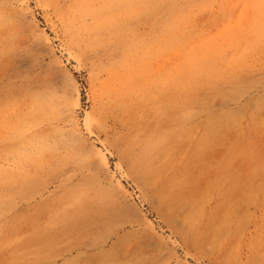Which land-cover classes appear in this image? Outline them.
I'll use <instances>...</instances> for the list:
<instances>
[{"label": "rangeland", "instance_id": "1", "mask_svg": "<svg viewBox=\"0 0 264 264\" xmlns=\"http://www.w3.org/2000/svg\"><path fill=\"white\" fill-rule=\"evenodd\" d=\"M93 256L264 264V0H0V264Z\"/></svg>", "mask_w": 264, "mask_h": 264}, {"label": "crops", "instance_id": "2", "mask_svg": "<svg viewBox=\"0 0 264 264\" xmlns=\"http://www.w3.org/2000/svg\"><path fill=\"white\" fill-rule=\"evenodd\" d=\"M98 257L99 256H93L91 259L87 260V263L88 264H99V261L101 260L99 257V260H98Z\"/></svg>", "mask_w": 264, "mask_h": 264}, {"label": "bare ground", "instance_id": "3", "mask_svg": "<svg viewBox=\"0 0 264 264\" xmlns=\"http://www.w3.org/2000/svg\"><path fill=\"white\" fill-rule=\"evenodd\" d=\"M155 141V140H154Z\"/></svg>", "mask_w": 264, "mask_h": 264}]
</instances>
